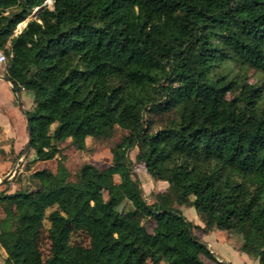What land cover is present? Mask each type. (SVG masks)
Returning a JSON list of instances; mask_svg holds the SVG:
<instances>
[{"label": "trees", "instance_id": "trees-1", "mask_svg": "<svg viewBox=\"0 0 264 264\" xmlns=\"http://www.w3.org/2000/svg\"><path fill=\"white\" fill-rule=\"evenodd\" d=\"M45 2L0 0L4 81L34 94L30 162L125 133L104 168L0 184V264H230L196 234L214 227L264 264V0ZM134 165L167 183L150 201Z\"/></svg>", "mask_w": 264, "mask_h": 264}, {"label": "rangeland", "instance_id": "rangeland-1", "mask_svg": "<svg viewBox=\"0 0 264 264\" xmlns=\"http://www.w3.org/2000/svg\"><path fill=\"white\" fill-rule=\"evenodd\" d=\"M48 5L51 6L50 1ZM23 24L24 23L19 24L17 29L21 28ZM4 67V63H0V78L4 76ZM2 79H0V121L4 119L6 124L3 126V129L0 130V176L3 178L10 173L7 180L12 182L11 191L26 186L28 184V175L30 172L42 167H48L54 170L59 162L64 164L72 178L75 177L78 166L85 162L94 163L100 168H104L110 163V150L125 133V131L119 127L115 128L113 136L110 139L100 140L88 138L84 150H77L69 141H65L61 144V155L57 158L46 162H30L34 156L43 154V150L38 147L31 148L29 146V148L24 151L28 135L22 113L25 109H30L33 106L34 94L24 90L19 92V98L22 103V108H19V106L16 105L18 102L17 96L10 92L9 86L4 85L5 83L2 82ZM4 90H6V93ZM11 147L14 148V151ZM27 165L29 169L26 168ZM127 174L130 176L132 184L148 201L151 200V194L154 191L161 190L167 185L164 181H154L151 179L142 165H134ZM125 203V198H122L115 206V209L121 214L123 213ZM182 213L188 220L199 226H203L194 208L183 207ZM148 228H150V224ZM196 234L205 241L211 251L216 254L219 261L224 260L230 264H259L258 259L252 252L244 253L239 250L242 239L237 234L230 233L217 227L210 229L207 234H202L200 231H196ZM79 238L85 241V237L82 234L79 235ZM48 248L49 243L46 237L45 226L40 240V249L44 257L48 253ZM202 259L206 264H218L204 256H202Z\"/></svg>", "mask_w": 264, "mask_h": 264}, {"label": "water", "instance_id": "water-1", "mask_svg": "<svg viewBox=\"0 0 264 264\" xmlns=\"http://www.w3.org/2000/svg\"><path fill=\"white\" fill-rule=\"evenodd\" d=\"M2 78L5 79V80L7 79V78L4 77V76H2ZM14 88H15V87H14ZM15 90H16V89H15ZM15 93H16V96H17V98H18V99H17V100H18V106H19V108H22V103H21V100H20V98H19V92L16 90ZM23 113H24L25 118H26L27 135H28V139H27L26 145H25V147H24V151H26V150L29 148V146H30V140H31V138H32V134H31L30 122H29V120H28V118H27V116H26L25 111H23ZM9 176H10V173H8L6 176H4L3 178H1V179H0V183L5 182V181L9 178Z\"/></svg>", "mask_w": 264, "mask_h": 264}, {"label": "crops", "instance_id": "crops-1", "mask_svg": "<svg viewBox=\"0 0 264 264\" xmlns=\"http://www.w3.org/2000/svg\"><path fill=\"white\" fill-rule=\"evenodd\" d=\"M2 77V76H1ZM0 79H2V78H0ZM1 81V80H0ZM2 82H4L5 84L4 85H8L3 79H2ZM3 85V86H4ZM1 86V85H0ZM4 92L6 93V90H4ZM1 116V115H0ZM7 121V120H6ZM6 123H5V121H4V119L2 120V121H0V130H2L3 129V126L5 125ZM0 179H1V176H0ZM1 184V183H0ZM3 251V248L1 247V245H0V253ZM4 252V251H3Z\"/></svg>", "mask_w": 264, "mask_h": 264}, {"label": "built area", "instance_id": "built-area-1", "mask_svg": "<svg viewBox=\"0 0 264 264\" xmlns=\"http://www.w3.org/2000/svg\"><path fill=\"white\" fill-rule=\"evenodd\" d=\"M49 1H50V3H51V0H46L45 3L48 4ZM4 62H5V57H4L3 53L0 51V63L2 64V63H4Z\"/></svg>", "mask_w": 264, "mask_h": 264}]
</instances>
